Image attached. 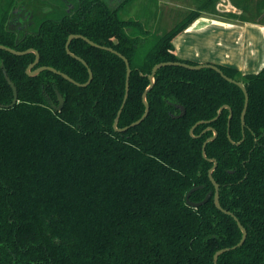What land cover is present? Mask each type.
I'll return each mask as SVG.
<instances>
[{
    "label": "trees",
    "instance_id": "obj_1",
    "mask_svg": "<svg viewBox=\"0 0 264 264\" xmlns=\"http://www.w3.org/2000/svg\"><path fill=\"white\" fill-rule=\"evenodd\" d=\"M135 1L0 0V43L35 48L37 66H53L81 83L89 71L67 52L71 34L122 53L132 69L118 122L125 127L144 114L142 96L157 63H198L180 58L173 40L203 11L215 13L218 0H199L161 34L124 16ZM24 14L31 20L15 22ZM70 50L93 71L85 87L50 70L30 76L35 53L0 48V103L14 98L5 71L18 89L17 103L0 107V264H215V253L238 244L243 232L214 202L208 158L218 162L213 176L221 205L247 229L243 245L220 254L218 264H264V68L243 74L216 64L247 88L245 128L239 85L212 68L170 65L156 73L147 117L119 132L113 125L126 93L124 59L80 37ZM57 91L65 98L61 110L51 104L59 102ZM224 104L233 111L234 142L229 109L208 122ZM199 121L194 137L190 130ZM209 126L218 135L206 158ZM198 185L192 201L212 196L193 207L186 195Z\"/></svg>",
    "mask_w": 264,
    "mask_h": 264
},
{
    "label": "crops",
    "instance_id": "obj_2",
    "mask_svg": "<svg viewBox=\"0 0 264 264\" xmlns=\"http://www.w3.org/2000/svg\"><path fill=\"white\" fill-rule=\"evenodd\" d=\"M116 4L119 0H110ZM222 1L221 3H223ZM248 1L227 6L225 13L203 11L173 42L178 56L198 63H213L237 68L243 74L264 68V3L246 6ZM260 15H244L249 9ZM191 9H195L190 4ZM182 7V6H181ZM127 13V10H126ZM125 13V14H126ZM234 15H232V14Z\"/></svg>",
    "mask_w": 264,
    "mask_h": 264
},
{
    "label": "water",
    "instance_id": "obj_3",
    "mask_svg": "<svg viewBox=\"0 0 264 264\" xmlns=\"http://www.w3.org/2000/svg\"><path fill=\"white\" fill-rule=\"evenodd\" d=\"M83 38L85 39L88 43H90L91 45H94L96 47H100V48H103V49H107V50H110L112 52H115L117 53L120 57H122L126 63V66H127V81H126V93H125V97H124V101H123V104L118 112V115L114 121V129L116 131H119V132H123V131H126L128 130L129 128L131 127H134V126H137L139 125L148 115L149 111H150V104L148 102V92L153 88V86L155 85V76H156V73L157 71L164 67V66H183V67H186L188 69H191V70H200L202 68H212L214 70H216L217 72H219L225 79H227L229 82H232V83H235L237 85H239L242 90L244 91V94H245V105H244V109L242 111V115H241V119H242V125L243 127H245L246 125V121H245V117H246V112H247V108H248V104H249V94H248V91H247V88L245 86V84L241 81H238L232 77H229L227 76L223 70L217 66L216 64H213V63H197V64H190V63H187V62H182V61H163V62H160V63H157L153 68H152V71L151 73L149 74V79H150V84L149 86L145 89L144 93H143V102L145 104V112L144 114L142 115V117L134 122H132L130 125H127L125 127H119L118 126V122H119V119H120V115H121V112L124 108V105L127 101V98H128V95H129V90H130V74L132 72V69H131V66H130V62L129 60L127 59V57H125L122 53L118 52L117 50H115L114 48L112 47H109V46H104V45H100L96 42H94L93 40L89 39L88 37H85L84 35H81V34H71L68 38V41L66 43V49H67V52L72 55L73 57L77 58L78 60L82 61L87 67H88V70H89V79L88 81L84 82V83H81V82H78L76 81L75 79H73L71 76H69L68 74H66L65 72L61 71V70H58L57 68L53 67V66H39L35 69H33V67L35 65L38 64L39 60H40V53L37 49H34V48H30V49H27V50H17L15 48H12V47H9V46H6L4 44H1L0 43V48L1 49H4V50H7V51H10L14 54H17V55H23V54H27L29 52H34L36 54V59L35 61L29 65V67L27 68V73L28 75L30 76H37L39 75L41 72L45 71V70H50L54 73H57L61 76H63L65 79L69 80L70 82L78 85V86H87L90 84V82L92 81L93 79V71L92 69L89 67L88 63L86 62V60H84L82 57L74 54L73 52H71L70 50V42L74 39V38ZM115 42H117V40H115ZM5 75H6V78H7V81L8 83L10 84V86L12 87L13 89V92H14V98H13V101L10 103V104H2L0 103V107H11L13 105H15L18 101V89L15 85V83L12 81V79L9 77V75L7 74V72L5 71ZM57 94H58V99H59V104L58 105H53V107L57 110H61L63 108V105L65 103V98L64 96L59 92L57 91ZM180 108H181V113L179 116H182L185 112H186V108L183 106V105H178ZM225 108H228L230 110V114H229V120H228V137L229 139L234 142V140L232 139L231 137V134H230V126H231V119H232V116H233V111H232V108L230 107V105L228 104H224L220 107L219 111H218V114L211 120H208V122H212L214 120H216L223 112V110ZM202 122V121H201ZM200 123L197 122L190 130V133L192 136H195L194 134V129L195 127ZM210 129H212L214 131V135L207 138L206 141L204 142L203 144V155L207 158L206 156V146H207V143L214 140L217 135H218V132L215 128H213L212 126L209 127ZM209 160L211 161H214V165L213 167L210 168L209 170V177L211 179V181L213 182V184L215 185V193H214V202L217 206V208H219L220 210L224 211L225 213L227 214H230L234 217V219L237 221L240 229L242 230L243 232V236L240 240V242L232 247H225V248H222L220 250H218L215 255H214V263L215 264H218V258L220 256V254L228 251V250H231V249H235L241 245H243V243L245 242L246 238H247V229L243 226V224L240 222V220L238 219V217L231 211L229 210H226L223 208V206L221 205V202H220V185L219 183L216 181V179L214 178L213 176V172L214 170L216 169L217 167V160L216 159H211V158H208ZM202 186L201 185H198V186H195V187H192L187 195H186V201L189 205L193 206V207H199L203 204H205L209 199L210 197L212 196V192H209L206 197L201 200V201H198V202H195V201H192L191 200V195L194 191H196L197 189L201 188Z\"/></svg>",
    "mask_w": 264,
    "mask_h": 264
},
{
    "label": "rangeland",
    "instance_id": "obj_4",
    "mask_svg": "<svg viewBox=\"0 0 264 264\" xmlns=\"http://www.w3.org/2000/svg\"><path fill=\"white\" fill-rule=\"evenodd\" d=\"M199 0H136L132 5L127 7V13L125 11V17H133L135 19H143L147 27L153 33H163L171 29L177 22L182 20L191 9L190 4L197 9ZM224 1L222 4L221 2ZM249 2L246 6H254L255 0H248ZM239 0H218L216 3L215 13H225L231 12L227 11V6L236 5ZM259 6L264 3V0H258ZM264 5V4H263ZM182 6V7H181ZM249 9L244 12V15H249L251 17H258L260 15V10ZM232 14V13H230ZM234 15V14H232Z\"/></svg>",
    "mask_w": 264,
    "mask_h": 264
},
{
    "label": "flooded vegetation",
    "instance_id": "obj_5",
    "mask_svg": "<svg viewBox=\"0 0 264 264\" xmlns=\"http://www.w3.org/2000/svg\"><path fill=\"white\" fill-rule=\"evenodd\" d=\"M22 14V13H21ZM20 18V16H18V17H16V19H15V22H20V21H22L23 23H24V21H26V20H28V21H30L31 20V15H28V14H24V20H22V19H19ZM115 40H117V39H115ZM68 41V40H67ZM71 43V42H70ZM30 49V48H29ZM35 49V48H34ZM27 50V49H26ZM30 53V52H29ZM34 53V52H33ZM24 55V54H23ZM36 55V54H35ZM35 59H36V57H35ZM35 61V60H34ZM40 61V60H39ZM32 64V63H31ZM30 64V65H31ZM38 64H39V62H38ZM37 64V65H38ZM37 65H35L34 67H33V69H35V68H37V67H39V66H37ZM42 66H47V65H42ZM29 67V66H28ZM27 67V68H28ZM27 71V70H26ZM89 71V70H88ZM88 81V80H87ZM51 104H52V107H53V105H58L59 104V102L57 103V104H55L54 102H51ZM177 105H181V104H177ZM64 106V105H63ZM185 107V106H184ZM54 108V107H53ZM55 109V108H54ZM228 109V108H227ZM230 111V110H229ZM185 114V113H184ZM183 114V115H184ZM229 120V119H228ZM242 120V119H241ZM243 126V125H242ZM210 127V126H209ZM208 127V128H209ZM213 127V126H212ZM214 128V127H213ZM243 128H245V127H243ZM210 129V128H209ZM214 132V131H213ZM214 135V134H213ZM212 135V136H213ZM194 137H197V135H195ZM211 137V136H210ZM209 138V137H208ZM217 138V137H216ZM215 138V139H216ZM214 139V140H215ZM206 141V140H205ZM213 141V140H212ZM208 144V143H207ZM211 159H214V158H211ZM214 162V161H213ZM217 164H218V162H217ZM213 167V166H212ZM220 185V184H219ZM210 192H212V191H210Z\"/></svg>",
    "mask_w": 264,
    "mask_h": 264
}]
</instances>
